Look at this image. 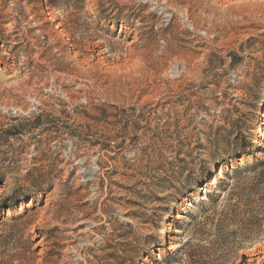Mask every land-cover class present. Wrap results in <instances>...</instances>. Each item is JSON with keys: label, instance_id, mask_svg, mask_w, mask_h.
Wrapping results in <instances>:
<instances>
[{"label": "rangeland", "instance_id": "374dc122", "mask_svg": "<svg viewBox=\"0 0 264 264\" xmlns=\"http://www.w3.org/2000/svg\"><path fill=\"white\" fill-rule=\"evenodd\" d=\"M259 162L264 0H0V264H263Z\"/></svg>", "mask_w": 264, "mask_h": 264}, {"label": "trees", "instance_id": "16d2710c", "mask_svg": "<svg viewBox=\"0 0 264 264\" xmlns=\"http://www.w3.org/2000/svg\"><path fill=\"white\" fill-rule=\"evenodd\" d=\"M237 141L233 143L231 146H227L226 148H217V150L215 152H213V156H212V162L209 163L208 165H215L217 168L218 167H222L223 165H230L231 163L238 162V159L242 158L243 156H248L251 151V149L253 148V138L252 136H243V135H238L237 136ZM252 154V153H251ZM208 170V168H206V171ZM210 167H209V171L208 172H202L197 180L195 181V187L196 185H201L203 181L207 180L206 176L208 175V173H210ZM235 173H240L241 176L245 175V174H255L256 179H255V185L250 189V193L252 192V190L256 187L260 188L261 186L264 185V162H259V163H255V164H251V165H245L244 167L241 168V170L239 172H235ZM257 193L256 192H252L251 195L255 196ZM14 199L12 198H7L4 199L0 205V210L2 212L7 211V210H11L12 212H14V206L18 205V202L16 204H14L15 202L13 201ZM264 201V199H263ZM21 203V202H20ZM253 201L251 200L249 204H252ZM247 206V205H246ZM229 217L228 219H224L221 220L220 222V226L221 227V236L223 239V242L220 244V247L218 248V250H220V257H219V261H209L210 260V256L211 254L205 253V254H201L202 255V261H193L194 259H192L189 256V261L191 264H232L231 262L228 261V258L233 255L238 249L236 247H231L230 244H232V242H230V238H232L233 234L228 235V233L226 232V228L227 226L224 224L225 221H229L232 222L235 220V218H237V212L236 211H232L228 213ZM154 243H150V246H153ZM217 252V251H216ZM182 258H171V259H166L165 263L166 264H172V263H181L182 262ZM238 264H258V262L254 259L252 261H250V258L247 256H242L241 260ZM264 264V263H263Z\"/></svg>", "mask_w": 264, "mask_h": 264}]
</instances>
